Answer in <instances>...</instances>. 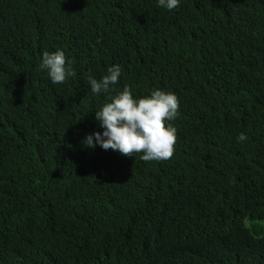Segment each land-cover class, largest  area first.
<instances>
[{
    "label": "trees",
    "instance_id": "16d2710c",
    "mask_svg": "<svg viewBox=\"0 0 264 264\" xmlns=\"http://www.w3.org/2000/svg\"><path fill=\"white\" fill-rule=\"evenodd\" d=\"M125 86L178 97L170 159L82 144ZM261 221L264 0H0V264H264Z\"/></svg>",
    "mask_w": 264,
    "mask_h": 264
},
{
    "label": "clouds",
    "instance_id": "9594fccd",
    "mask_svg": "<svg viewBox=\"0 0 264 264\" xmlns=\"http://www.w3.org/2000/svg\"><path fill=\"white\" fill-rule=\"evenodd\" d=\"M180 0H158V6L173 10ZM42 69L53 84H62L75 73L67 66V57L63 50L44 51ZM121 66L114 65L107 69V74L100 80L88 77V84L94 94L107 93L110 85L119 82ZM179 115L178 97L172 92L160 89L151 91L150 95L136 99L128 86L111 98L96 111L95 119L103 133L97 131L88 134L82 141L87 148L97 144L104 150L118 151L121 155L134 157L142 153L143 161H166L173 156L176 144V129L170 123ZM237 139L244 142L247 136L241 133ZM247 226V218L244 219Z\"/></svg>",
    "mask_w": 264,
    "mask_h": 264
},
{
    "label": "rangeland",
    "instance_id": "374dc122",
    "mask_svg": "<svg viewBox=\"0 0 264 264\" xmlns=\"http://www.w3.org/2000/svg\"><path fill=\"white\" fill-rule=\"evenodd\" d=\"M256 227L264 233V222H257Z\"/></svg>",
    "mask_w": 264,
    "mask_h": 264
}]
</instances>
